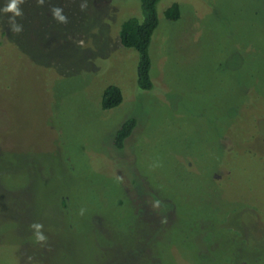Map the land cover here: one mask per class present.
Wrapping results in <instances>:
<instances>
[{"label":"rangeland","instance_id":"374dc122","mask_svg":"<svg viewBox=\"0 0 264 264\" xmlns=\"http://www.w3.org/2000/svg\"><path fill=\"white\" fill-rule=\"evenodd\" d=\"M20 7L19 34L0 12V264H264V0H160L150 91L119 40L141 0Z\"/></svg>","mask_w":264,"mask_h":264},{"label":"trees","instance_id":"16d2710c","mask_svg":"<svg viewBox=\"0 0 264 264\" xmlns=\"http://www.w3.org/2000/svg\"><path fill=\"white\" fill-rule=\"evenodd\" d=\"M160 0H141L142 20L129 18L121 25L119 32L120 44L127 49H133L138 54L136 68V84L141 91L153 89L151 80L152 61L149 53L153 35L159 26L157 16V5ZM181 11L177 3L172 4L164 12V18L170 22L180 19ZM123 102V94L120 87L109 85L102 94L101 108L109 111L117 108ZM137 125L134 118H130L122 123L115 133L113 145L121 150L125 141L131 136Z\"/></svg>","mask_w":264,"mask_h":264},{"label":"clouds","instance_id":"9594fccd","mask_svg":"<svg viewBox=\"0 0 264 264\" xmlns=\"http://www.w3.org/2000/svg\"><path fill=\"white\" fill-rule=\"evenodd\" d=\"M24 2L25 0H9V2L6 3V5L3 8H0V12H3L5 14L11 13V15L8 18V23L10 25V30L16 34H19L23 31V26L17 23V17H20V18L23 17V10L20 7V5H22ZM37 3L39 5H43L44 0H37ZM81 10H84L83 5H81ZM51 11L53 14V18L56 19L58 22H61V23L68 22L67 17L64 15H61V12H63L61 8L53 7ZM118 179H122V178L118 177ZM156 204L158 205L159 201H157ZM81 214H83V210H81ZM30 227L32 229L33 228L37 229V231L34 233L36 242L41 243L42 246L46 244L48 237L44 235L43 232L40 231V229H43V225L40 223H33L30 225Z\"/></svg>","mask_w":264,"mask_h":264}]
</instances>
